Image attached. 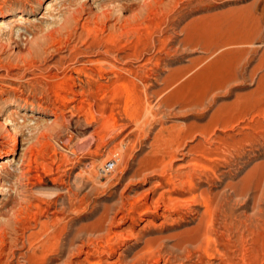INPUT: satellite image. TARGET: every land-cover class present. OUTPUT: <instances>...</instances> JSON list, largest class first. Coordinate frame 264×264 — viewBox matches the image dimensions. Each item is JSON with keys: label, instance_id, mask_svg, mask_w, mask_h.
Segmentation results:
<instances>
[{"label": "rangeland", "instance_id": "rangeland-1", "mask_svg": "<svg viewBox=\"0 0 264 264\" xmlns=\"http://www.w3.org/2000/svg\"><path fill=\"white\" fill-rule=\"evenodd\" d=\"M27 4L0 17V155L18 138L0 222L19 221V254L51 236L52 264H264V0ZM98 43L129 54L121 84L76 71ZM117 154L130 164L101 173Z\"/></svg>", "mask_w": 264, "mask_h": 264}, {"label": "bare ground", "instance_id": "bare-ground-1", "mask_svg": "<svg viewBox=\"0 0 264 264\" xmlns=\"http://www.w3.org/2000/svg\"><path fill=\"white\" fill-rule=\"evenodd\" d=\"M21 2V6H17L15 3H6L5 5L1 6L0 9H1V12H0V17H5L9 14H13V13H17V20L18 21H23L24 19V14L23 12L27 11V7H30L31 10L30 11H34V6L33 4H28L29 2L32 3H37V4H42V0H18ZM28 20V19H27ZM54 28V27H53ZM63 30H66V31H72V29L70 30L69 26L67 24H61L59 27L57 28H54L51 32H50V36H52L54 33H62ZM12 32V31H11ZM68 32V33H69ZM110 34V33H109ZM77 36V35H76ZM104 39V38H103ZM97 41V40H96ZM85 43V42H84ZM100 43V42H99ZM98 43V50H99V54H98V58L96 59H92V58H89L87 60H82L84 62V65L82 67H80V65H78L80 68L76 69V71L79 73V74H82L83 73V76H87V77H92L94 75V73H98L102 78H103V75L107 72H111L113 73L115 79L114 81H112V83L115 85L116 84H121L119 83V80L121 79L122 77V73L124 72L125 70V67L124 65H127V62L124 61V59L129 55L125 50H117V49H114L112 47H108V46H103L102 44L100 45ZM102 43V42H101ZM122 48V47H121ZM127 49V48H126ZM68 50V49H67ZM75 52V51H74ZM98 52V51H97ZM137 54L134 53V56H136ZM83 56V55H82ZM138 57V56H137ZM81 58V57H80ZM87 58V57H85ZM139 58V57H138ZM77 59V58H76ZM66 60V59H65ZM73 61V60H72ZM69 62V61H67ZM81 62V63H83ZM64 63V60H60V66H63ZM66 65V64H65ZM105 66H108V69L107 70ZM73 66V65H72ZM71 66V67H72ZM127 67V66H126ZM143 68V67H142ZM64 69V68H63ZM62 69V70H63ZM68 69V68H67ZM129 69V68H127ZM69 70V69H68ZM90 71V72H89ZM48 72V71H47ZM69 73V72H68ZM71 73V72H70ZM50 74V73H49ZM52 74V73H51ZM108 74V73H107ZM126 74V73H125ZM48 75V74H47ZM65 77V80L63 82H59L61 85H64L70 87V86H73L75 84L74 82V78L70 75H67V74H64L63 75ZM124 76V75H123ZM132 76V75H131ZM52 77V76H51ZM94 77V76H93ZM62 78V77H61ZM31 79V78H30ZM63 79V78H62ZM61 79V81H62ZM125 79V78H124ZM4 80V79H3ZM14 80V79H13ZM81 81V80H80ZM35 82V81H34ZM123 83V81H122ZM262 84V83H261ZM260 84V85H261ZM84 85V84H83ZM123 85V84H122ZM120 85V88L121 86ZM258 86L257 90L254 91L255 92V96H258L257 98H259V96L263 95L264 94V85L262 86ZM12 86V85H11ZM115 87V86H114ZM66 88V89H67ZM44 89V88H43ZM83 89V88H82ZM15 90V89H14ZM69 90V89H68ZM17 91V89H16ZM72 92H74L75 94L77 95H80L81 93L77 90H71ZM71 91H69L71 93ZM20 92V91H19ZM22 93V92H21ZM148 94V93H147ZM14 95V94H13ZM60 96H62L60 94ZM94 96V95H93ZM97 97V96H96ZM146 97V96H145ZM125 98V97H124ZM252 98V97H251ZM52 99V98H51ZM60 99H63L65 101H68L67 97L66 96H62L60 97ZM72 100V99H71ZM74 100H78L76 98H74ZM256 100V99H255ZM82 101V100H80ZM251 101V100H250ZM257 101V100H256ZM259 101V100H258ZM110 102V101H109ZM239 102V101H238ZM243 102V101H242ZM249 102V101H248ZM247 104V103H245ZM257 104V103H256ZM261 104V103H260ZM260 104H257V105H260ZM239 105H241L239 103ZM254 106V105H253ZM35 107V106H34ZM100 107V106H99ZM245 107V106H244ZM26 108V107H25ZM151 108V107H150ZM241 108V107H240ZM255 108H258L255 107ZM243 109V108H242ZM86 110V109H85ZM149 113H150V110H148ZM147 111V112H148ZM152 111V109H151ZM246 111V110H245ZM90 112V111H89ZM88 112V113H89ZM15 113V112H14ZM64 113V112H63ZM152 115V114H151ZM60 116V115H59ZM103 117V116H102ZM147 118V116H145ZM144 118V119H146ZM12 119V118H11ZM143 120V119H142ZM55 121V120H54ZM66 121V119H65ZM150 121V120H149ZM143 122V121H142ZM66 123V122H65ZM106 124H104V126L108 128L112 127V129H119L121 126L117 124V122L115 121V119L112 118V120H110L109 118L107 119L106 118V121H105ZM4 124V122H3ZM102 124V123H101ZM138 125V124H137ZM140 125V124H139ZM119 127V128H118ZM123 127V126H122ZM144 127V126H143ZM136 128V127H135ZM103 129V128H102ZM122 130V128H120ZM184 130V129H183ZM98 131V130H97ZM107 131V130H106ZM185 131V130H184ZM142 132V131H141ZM10 133V138L12 140V143H13V146L10 148V150L8 152H6L4 155H0V170H2L3 168H5V165L7 162H9V158L11 156H14V154L17 152V142H18V138H17V135L16 134H13L11 132ZM98 133V132H97ZM9 135V134H8ZM180 137V136H179ZM174 141V140H173ZM156 142H157V139H156ZM155 144V143H154ZM158 144V143H157ZM155 148V147H153ZM158 148V147H157ZM204 148V147H203ZM125 149V148H124ZM123 149V152L125 151ZM117 151V150H116ZM154 152H158L157 149L153 150ZM166 151V150H165ZM119 152V151H118ZM120 153V152H119ZM163 154V153H162ZM122 156V157H121ZM131 157V155H130ZM129 157V158H130ZM159 157V156H158ZM128 159H126L125 155H120L118 156L115 155L114 158H111L110 160H108L102 167V172L101 173H105L107 174V172L111 173V171H113L115 169V167L117 166V164L119 163V161L121 160L122 162H124V164H128V161H130ZM165 156H163L161 159H164ZM175 158V157H174ZM160 159V160H161ZM165 160V159H164ZM121 162V163H122ZM167 162V161H166ZM130 164V163H129ZM128 164V165H129ZM121 165V164H120ZM123 165V164H122ZM127 167V166H126ZM107 168H110L109 170H107ZM29 170V169H28ZM1 173V172H0ZM3 175V174H2ZM15 175V174H14ZM18 175V174H17ZM21 175V174H19ZM104 175V174H102ZM105 176V175H104ZM188 176V175H187ZM6 179V178H5ZM39 180V179H38ZM188 180V179H187ZM2 184V183H1ZM50 195V194H49ZM77 200V199H76ZM79 201V200H78ZM75 202V201H74ZM78 206V205H77ZM75 208V207H74ZM114 218V217H112ZM111 220V219H110ZM120 220V219H119ZM54 221V220H53ZM114 221V219L112 220ZM38 222V221H37ZM49 222V221H48ZM18 223L19 221L17 219L15 220H10V219H6L4 220L3 222H0V245L1 244H4V246L0 247V249L3 251L4 249L6 250L8 248V252L6 253L8 256L7 257H10L11 259L7 262H5L4 264H15L14 263V260H16V264H52V260H50V256H49V253L52 252V250L54 251V249L56 248L58 250V252L60 253V247H50L51 246V243H52V238L51 236H48V237H45L42 241L40 240L39 243L37 245H34L29 247L27 252H24V253H21L19 254V250L20 248L19 247H14V246H17L18 245V242H19V238L18 236L16 237L14 235V237H10L11 233H13V230H16L17 227H18ZM47 223V222H46ZM45 223V224H46ZM56 223V222H55ZM49 224V223H48ZM25 225V224H24ZM43 225V224H42ZM205 225V224H204ZM212 225V224H211ZM37 226V225H36ZM57 226V225H56ZM232 226H230L229 228H231ZM39 228V227H38ZM233 229V228H232ZM25 230V229H24ZM40 231V229H39ZM46 231H48L46 229ZM206 232V231H205ZM49 233V232H48ZM59 233V232H58ZM36 232L35 233H32L30 235H28V239H31L32 236H36ZM40 234V232H39ZM26 235V234H25ZM38 235V234H37ZM44 237V236H43ZM55 238V237H54ZM38 239V238H37ZM23 240V239H22ZM25 240V238H24ZM54 241V240H53ZM198 241V240H196ZM192 242H195V241H192ZM23 243V241H22ZM29 243V242H28ZM56 243V242H55ZM24 244V243H23ZM191 244V243H190ZM7 245H10L11 247H6ZM201 245V244H200ZM200 247V246H199ZM26 248V247H25ZM105 248V247H104ZM182 248V247H181ZM56 249H55V252H56ZM188 249V248H187ZM201 249V248H200ZM216 249V248H215ZM5 250L2 252V253H5ZM148 251V250H146ZM145 251V252H146ZM218 251V250H217ZM162 253V252H161ZM160 253V254H161ZM202 253V252H201ZM5 255V254H4ZM138 255V254H137ZM90 256V255H89ZM164 257V256H163ZM231 258H233L231 256ZM162 259V258H161ZM163 260V259H162ZM203 260V259H202ZM233 260V259H231ZM103 262V261H102ZM156 262V261H155ZM174 262V261H173ZM100 263V262H99ZM230 263V262H229ZM234 262L231 261V264H233ZM108 264V263H107ZM145 264V263H144Z\"/></svg>", "mask_w": 264, "mask_h": 264}, {"label": "built area", "instance_id": "built-area-1", "mask_svg": "<svg viewBox=\"0 0 264 264\" xmlns=\"http://www.w3.org/2000/svg\"><path fill=\"white\" fill-rule=\"evenodd\" d=\"M110 168H107V170H109Z\"/></svg>", "mask_w": 264, "mask_h": 264}]
</instances>
